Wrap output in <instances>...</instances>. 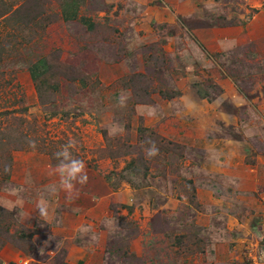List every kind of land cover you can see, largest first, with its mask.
Listing matches in <instances>:
<instances>
[{"label":"rangeland","instance_id":"374dc122","mask_svg":"<svg viewBox=\"0 0 264 264\" xmlns=\"http://www.w3.org/2000/svg\"><path fill=\"white\" fill-rule=\"evenodd\" d=\"M61 1L0 0V264H264V0Z\"/></svg>","mask_w":264,"mask_h":264},{"label":"clouds","instance_id":"9594fccd","mask_svg":"<svg viewBox=\"0 0 264 264\" xmlns=\"http://www.w3.org/2000/svg\"><path fill=\"white\" fill-rule=\"evenodd\" d=\"M126 99L121 95V106H124L123 101ZM151 146L145 149L147 157H155L159 154V149L154 142H150ZM34 146V145H33ZM75 148L74 141H69L67 144L61 146V149L55 153L57 164L54 166L56 174L59 176V187L67 191L69 194L75 189L77 184L84 185L88 182V175L84 161L73 156L72 152ZM55 190V189H53ZM40 212L42 216H46L45 202L41 201ZM111 225L112 230L118 228V221L109 219L106 221V226ZM90 229H82V233L87 234ZM95 239V237H93Z\"/></svg>","mask_w":264,"mask_h":264},{"label":"crops","instance_id":"0c3cea01","mask_svg":"<svg viewBox=\"0 0 264 264\" xmlns=\"http://www.w3.org/2000/svg\"><path fill=\"white\" fill-rule=\"evenodd\" d=\"M103 1L110 3L114 0ZM85 3L89 4L91 3V0H62L60 4V17L62 22L65 24L78 25L85 31L92 30L94 28L95 21L91 19V17L93 18L92 15L88 18L85 17L83 13ZM40 64H44V62H41ZM35 69H38V73L39 71H42L41 65H36Z\"/></svg>","mask_w":264,"mask_h":264}]
</instances>
